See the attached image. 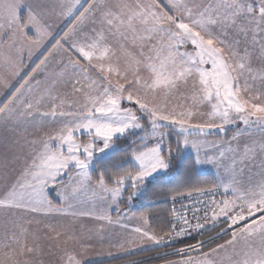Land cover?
I'll return each mask as SVG.
<instances>
[{
  "label": "snow or ice",
  "instance_id": "obj_1",
  "mask_svg": "<svg viewBox=\"0 0 264 264\" xmlns=\"http://www.w3.org/2000/svg\"><path fill=\"white\" fill-rule=\"evenodd\" d=\"M159 193L188 203L129 215ZM105 240L264 264V0H0V264Z\"/></svg>",
  "mask_w": 264,
  "mask_h": 264
},
{
  "label": "trees",
  "instance_id": "obj_2",
  "mask_svg": "<svg viewBox=\"0 0 264 264\" xmlns=\"http://www.w3.org/2000/svg\"><path fill=\"white\" fill-rule=\"evenodd\" d=\"M209 178H210L209 176L201 177V179H209ZM170 195L171 193H159L154 198H151V199L144 198L147 201L146 205L143 204L141 207H139L136 210V212L134 211V213L138 214L140 211L150 210L152 208L151 224L153 228L159 229L162 226V224L165 222V220L168 219V214L170 212V209H169V199H166V198ZM213 231H216V230L214 229ZM211 234L212 232L205 233V235H211ZM200 238L201 237H197V239H200ZM174 246L178 247L179 245H174ZM210 246L212 245H209V247ZM166 251H170V248H164V247H159V248H154V249L152 248V249L142 250V251H139L134 254L127 255V256L118 257V258H115L109 261L100 262L97 264H123L127 260L145 259V258H149L151 255H156L157 252L163 253ZM169 257L171 256L142 261V264L155 263V262L162 261Z\"/></svg>",
  "mask_w": 264,
  "mask_h": 264
},
{
  "label": "rangeland",
  "instance_id": "obj_3",
  "mask_svg": "<svg viewBox=\"0 0 264 264\" xmlns=\"http://www.w3.org/2000/svg\"><path fill=\"white\" fill-rule=\"evenodd\" d=\"M232 131H233L232 129L229 130V132H228L229 136L232 135ZM209 138L210 139H215L216 137L215 136H210ZM126 196H127V193H125V197ZM146 203H147V201L144 198L134 199L132 202L129 203V206H128L129 210H130L129 211V215H132L134 213V211L136 212V210L139 207H141L143 204L146 205ZM150 211H152V208L150 209ZM112 214L115 217V215H116L115 212H113ZM68 222H69L68 220L62 221V223H64V224H67ZM85 223H88L89 225H91V222L86 221ZM126 223L131 227V226L138 225L140 222L135 220V219H132V220L126 221ZM120 232H121V229L118 226H114V227L110 228L108 230V232L105 233V237H107L109 235V233L117 234V233H120ZM212 246H214V245H212ZM212 246H210V247H212ZM149 249H152V248H149ZM108 251H109V247H108L107 240H105V242L103 244L97 243L96 246H95V254H93V255H91L89 257L90 264H97V263L104 262V261H109V260H112V259H115V258H118V257L127 256V255H123V254H115V250L114 249H112L114 254L112 256H109L108 255ZM134 253H136V251L133 252L132 254H134ZM156 258H158L156 255H151L149 258L139 259V261L142 262V261H147V260H153V259H156ZM177 258L178 257L171 256V257L166 258V259H164L162 261H158V262H155V263H149V264H164V261L167 260V259H177ZM136 260H138V259H136Z\"/></svg>",
  "mask_w": 264,
  "mask_h": 264
},
{
  "label": "built area",
  "instance_id": "obj_4",
  "mask_svg": "<svg viewBox=\"0 0 264 264\" xmlns=\"http://www.w3.org/2000/svg\"><path fill=\"white\" fill-rule=\"evenodd\" d=\"M187 203H188L187 200H177V201L175 202V204H173V202H172L171 200H169V209H170V211H171V209H172L173 207H175L178 211H183L182 208H181V205H182V204H187Z\"/></svg>",
  "mask_w": 264,
  "mask_h": 264
},
{
  "label": "crops",
  "instance_id": "obj_5",
  "mask_svg": "<svg viewBox=\"0 0 264 264\" xmlns=\"http://www.w3.org/2000/svg\"><path fill=\"white\" fill-rule=\"evenodd\" d=\"M25 59H27V57L25 56ZM30 63V62H29ZM146 249H149V248H146ZM146 249H143V250H146ZM136 252H139V251H136Z\"/></svg>",
  "mask_w": 264,
  "mask_h": 264
}]
</instances>
